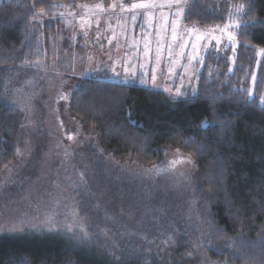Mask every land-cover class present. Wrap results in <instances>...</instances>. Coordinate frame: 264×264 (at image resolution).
<instances>
[{"label":"trees","instance_id":"1","mask_svg":"<svg viewBox=\"0 0 264 264\" xmlns=\"http://www.w3.org/2000/svg\"><path fill=\"white\" fill-rule=\"evenodd\" d=\"M78 1L0 0V176L17 160L21 132L15 106L2 99L11 88L6 76L34 59L38 27L52 28L45 18H56ZM238 4L244 13L237 62L245 66L258 47L264 49V0H191L183 19L199 27L222 24ZM209 58L194 94L170 98L154 88L83 77L69 99V111L115 157L155 164L165 147L194 155L204 191L197 227L187 220L179 224L174 210L162 227L137 233L119 212L98 221L97 213L106 215L107 208L98 205L96 211L92 205L91 220L70 218L88 232V240L71 238L68 227L77 237L81 229L66 221L46 231L3 233L0 264H186L179 257L190 243L187 230L205 245L211 264H264V106L249 102L238 88L246 71H219L214 80ZM258 78H264L261 68ZM189 207L196 215L198 207Z\"/></svg>","mask_w":264,"mask_h":264},{"label":"rangeland","instance_id":"2","mask_svg":"<svg viewBox=\"0 0 264 264\" xmlns=\"http://www.w3.org/2000/svg\"><path fill=\"white\" fill-rule=\"evenodd\" d=\"M190 1L182 0L180 6L186 9ZM134 2L139 0H80L72 8L60 11L56 18L46 17L44 22H49L52 28H46L44 23L38 27L34 59L6 76L11 88L2 99L15 106L21 139L17 160L0 176V234L21 233L26 229L46 231L65 221L81 229V224L70 218L77 215L91 220L92 205H96V211L99 206L107 208L106 215L96 212L98 221L112 216L115 219L119 212L124 219H131L130 226L137 233L156 225L162 227L174 210L178 211L179 224L187 220L198 226L204 191L194 155L178 147H165L162 158L155 164L115 157L69 111L70 96L83 77L154 88L170 98L194 94L209 56L214 80L220 77L219 71L228 76L235 74L237 68L239 72L246 71L239 76L238 88L247 95L252 92L260 103L264 97V78H258V73L261 68L264 75V49L258 47L253 61L243 66L242 61L237 62L238 27L221 31L226 25L242 22L241 4L231 5L226 20L210 27L187 24L184 14L172 15L176 6L171 10L165 7L167 31L158 32L162 24L158 16L147 21L137 15V20L132 21L133 12L127 9ZM121 4L125 11H121ZM192 29L195 32H190ZM228 32L232 40L228 39ZM209 34L219 38L220 43L211 40ZM197 35H203L204 39L197 40ZM157 48L161 49L159 64ZM193 55L196 58L190 62ZM174 60L178 64L172 65L175 74H170L168 69ZM153 69L156 86L151 79ZM141 72H147L143 77L147 84L140 83ZM177 89H181V95H176ZM89 152L94 153L88 156ZM172 161L179 163L173 167ZM188 204L198 207L196 215ZM161 206L167 207L159 210ZM193 232H185L190 243L183 247L179 259L186 260V264L213 263L205 245L191 236ZM171 255L167 254L169 258Z\"/></svg>","mask_w":264,"mask_h":264},{"label":"snow or ice","instance_id":"3","mask_svg":"<svg viewBox=\"0 0 264 264\" xmlns=\"http://www.w3.org/2000/svg\"><path fill=\"white\" fill-rule=\"evenodd\" d=\"M182 4V0H139V2H134L130 5V8H128L127 10L130 12H133V15L131 16V19L133 22H135L137 20V15H140L141 17H143L145 20L147 21H151L153 19H156L157 16L159 17V19L162 21L161 27L158 29V32L160 31H167V27H168V16L165 15L163 9L165 7H167L169 10L172 9L173 6H176V11L174 13H172L173 16L176 17H180L182 14H187V10L184 7H181L180 5ZM98 8L102 7L100 5H97ZM113 7H116V5H113ZM121 11H125L126 9L124 8L123 4L119 5ZM159 9V12H157V10ZM41 12H43V9H41ZM240 24L237 23L235 25H226L225 29H222L221 31L224 32L226 31L229 27H239ZM190 32H195V29L190 30ZM228 39L232 40V34L231 32H228ZM209 38L211 40H216L217 43H220L219 38H217L215 35L209 34ZM172 39L175 40L177 39L176 36V21L173 20L172 21ZM197 40L200 39H204L203 35H197L196 36ZM195 47V45H194ZM148 52V45L145 44V55H147ZM160 54H161V49L157 48V52H156V63L159 64L160 62ZM172 53H171V46L169 45V56L171 57ZM181 56H183V52L180 53ZM195 55L190 56L189 57V61L191 62V60L195 59ZM178 64V61H172L171 65L169 66V73L170 74H175L173 72V68L172 65H176ZM144 65H141V68H143ZM127 71V69H125ZM147 72H141V79H140V83L142 84H147V79H144L143 77L147 76ZM151 79L153 81V86L155 85V81L157 79L156 76V71L155 69H153L152 71V75H151ZM164 91H169L168 89H164ZM182 91L181 89H177L176 91V95H181ZM248 96L250 97V101L249 102H254V97L252 92L248 93ZM260 104L264 105V97L260 98ZM206 123V122H205ZM177 163H179V161H172L171 164L174 167ZM81 178H83V174H81ZM66 231H68L71 235V238L73 239H80L82 241L88 240L89 239V235L88 232L85 229H81L80 230V235L79 237L76 236V234L73 232V229L71 227H68L66 229Z\"/></svg>","mask_w":264,"mask_h":264},{"label":"bare ground","instance_id":"4","mask_svg":"<svg viewBox=\"0 0 264 264\" xmlns=\"http://www.w3.org/2000/svg\"><path fill=\"white\" fill-rule=\"evenodd\" d=\"M45 38V37H44ZM46 38H48V37H46ZM20 139H21V132L19 133V137H18V141H20ZM13 162L10 164V166L9 167H11V166H13Z\"/></svg>","mask_w":264,"mask_h":264}]
</instances>
